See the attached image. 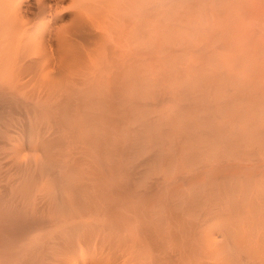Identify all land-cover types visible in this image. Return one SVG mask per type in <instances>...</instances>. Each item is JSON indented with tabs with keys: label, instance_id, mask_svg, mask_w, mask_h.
<instances>
[{
	"label": "bare ground",
	"instance_id": "bare-ground-1",
	"mask_svg": "<svg viewBox=\"0 0 264 264\" xmlns=\"http://www.w3.org/2000/svg\"><path fill=\"white\" fill-rule=\"evenodd\" d=\"M0 264H264V0H0Z\"/></svg>",
	"mask_w": 264,
	"mask_h": 264
}]
</instances>
